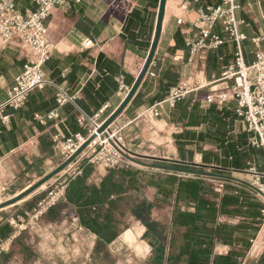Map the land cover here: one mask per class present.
I'll use <instances>...</instances> for the list:
<instances>
[{
	"label": "crops",
	"instance_id": "crops-1",
	"mask_svg": "<svg viewBox=\"0 0 264 264\" xmlns=\"http://www.w3.org/2000/svg\"><path fill=\"white\" fill-rule=\"evenodd\" d=\"M238 1L241 8L237 10L236 16L245 20L240 30L247 36L242 43L243 55L245 62L252 64L256 54L264 51V0ZM220 2L221 0L166 1L161 36L150 70L135 96L110 126V130L116 131L121 137L127 151L141 164L169 167L184 162L192 164L190 166L193 170L206 173L182 176L174 171L178 177L172 197L174 211L170 215L169 225L165 227L170 233L165 235L167 240L164 244L155 240L156 247H161L162 253L155 251L151 254L148 260L150 264H167L172 252V235L178 238L175 246L185 244V230L175 228L174 214L185 210L195 212V204H186L183 197L194 195L202 183L215 190V195H210L207 191H203L205 193L202 195L217 205V224L225 226L214 245L211 263L214 257L227 256L235 251L238 252L237 264H264V197L258 195L252 185L253 176L248 173L251 166H256L260 171L264 169V154L259 156L257 148L250 145L253 133L248 131L246 124L235 113V100L218 105L194 101L191 94L178 101L175 106L166 101L170 90L189 75V42L199 36L200 30L196 24L199 8L218 5ZM159 5L160 0H81L71 1L68 5L53 10L48 23L54 50L44 67L50 83L30 95H35L38 101V93L48 99L56 96L60 88L73 97L74 101L61 106L57 104L50 110H56L58 118L49 119L47 114L50 111L36 114L35 123L8 111L11 122L7 125L1 123L0 132L3 127L9 130L16 124L22 126L27 138L8 150L0 140V150L3 151L0 153V189L3 177L12 182L18 178L19 172L58 152L53 141L55 136L68 138L87 132L77 122V106L93 115L105 104L108 105L100 114L99 122L107 120L119 108L149 54ZM18 7L25 11L35 8V5L31 0H18ZM215 32L224 38L225 43L209 53L205 70L200 76L207 82H213V85L206 87L201 93L212 87L233 83L232 80L222 79V73L235 61L236 42L228 37L220 24L216 26ZM258 37L261 41L257 45L253 39ZM87 38L94 40L95 45L85 47ZM31 57V51L18 42L1 46L0 102L7 97L15 78ZM121 84L128 91L121 90ZM152 108L159 110V116L146 115V111ZM42 136L51 138L53 153H43ZM243 155L244 167L239 169L236 167L237 162ZM215 168L223 172L221 177L210 174ZM107 173L104 165L96 164L86 182L99 185ZM220 180L224 182L221 191L217 187ZM187 182L195 184L188 193L180 185ZM224 196L226 204L223 206ZM234 198H238V201L230 203L229 199ZM3 224V221L0 222V227ZM160 228L165 230L161 224ZM145 231L146 228L143 233ZM125 233L134 237L131 229H127ZM199 234L203 240L214 237L209 232ZM147 246L149 247L148 244ZM150 252L151 250L147 251L148 254ZM179 264H186V258Z\"/></svg>",
	"mask_w": 264,
	"mask_h": 264
},
{
	"label": "built area",
	"instance_id": "built-area-1",
	"mask_svg": "<svg viewBox=\"0 0 264 264\" xmlns=\"http://www.w3.org/2000/svg\"><path fill=\"white\" fill-rule=\"evenodd\" d=\"M35 5L33 9L21 10L18 7V0H0V48L3 45L18 42L21 46L28 48L32 57L24 64L23 71L15 78L14 85L10 88L7 97L0 102V124L7 125L11 122L10 109L18 110L25 106L29 95L43 89L48 82L45 72V64L52 57L54 43L49 29V18L56 7L68 5L71 1L81 0H31ZM241 8L238 0H221L220 4L199 8V36L196 40L189 42V56L187 64L189 75L187 79L179 82L170 90L166 101L175 106L178 101L193 94L194 101L204 103H215L223 105L230 100H235V113L242 120L249 132L253 133L250 144L253 147L264 149V51L256 54L252 64H247L244 59L242 43L247 36L241 32L240 26L245 23L244 19L236 16L237 10ZM181 22V20H180ZM220 24L228 37L236 42V58L222 73V79L232 80L231 85L223 87H212L201 93L203 89L213 85L207 82L200 74L205 70L204 66L211 50L218 49L225 43L217 32L216 26ZM261 38H254L253 42L259 44ZM95 45L94 40L87 38L85 47ZM123 91L128 88L121 84ZM58 105L74 101V98L67 95L59 88L56 95ZM108 105H104L98 112L90 115L77 106V122L87 132L77 133L68 138L55 136L53 141L58 152L67 161L81 145L100 128L103 122H99V116ZM160 112L157 108L146 111L148 117H157ZM37 117H39L37 115ZM49 119L59 117L56 110L48 112ZM92 165L102 164L106 168L128 167L132 163L129 152L123 146L121 137L116 131L110 130L108 136L98 135L86 149L71 162L66 170L64 180L59 187L52 189L45 197L38 202V207L47 211L65 200L68 183L83 174V162ZM248 173L253 176L252 185L259 196L264 197V169L258 170L251 166ZM194 175V174H191ZM218 190L224 187L223 181H218ZM38 211V213H40ZM73 218L78 221V216L73 212Z\"/></svg>",
	"mask_w": 264,
	"mask_h": 264
},
{
	"label": "rangeland",
	"instance_id": "rangeland-1",
	"mask_svg": "<svg viewBox=\"0 0 264 264\" xmlns=\"http://www.w3.org/2000/svg\"><path fill=\"white\" fill-rule=\"evenodd\" d=\"M12 85L13 83L10 84ZM129 154L133 160L130 168L125 169L130 171L126 181L131 182V187L123 195L126 202H131L127 206L128 213L123 223L127 228L122 229L113 242L98 248L97 235L83 227L79 220L75 221L73 212L65 204L57 205L56 210L51 209L52 211L38 207V202L43 197L60 186L67 166L25 199L0 209V222L13 226L15 231L13 236L0 239V264H150L148 260L151 254L155 251L162 253V248L156 247V241L149 234L148 227L134 218L129 209L137 199H149L154 204L149 220L165 228L174 211L172 197L178 179L176 174L188 176L189 173L176 171L174 174L173 169L141 164L131 152ZM86 159L85 157L84 160ZM64 162V157L56 152L19 172L18 178L12 182L3 177L0 204L37 184ZM151 163L166 165L162 162ZM143 226L146 228L145 233ZM127 229L133 231L134 237L125 233ZM169 233L165 228L164 234ZM148 250H151L150 254L147 253Z\"/></svg>",
	"mask_w": 264,
	"mask_h": 264
},
{
	"label": "trees",
	"instance_id": "trees-1",
	"mask_svg": "<svg viewBox=\"0 0 264 264\" xmlns=\"http://www.w3.org/2000/svg\"><path fill=\"white\" fill-rule=\"evenodd\" d=\"M49 93L51 94L52 92L50 91ZM38 95L40 97L39 101L35 95H30L23 108L18 110L10 109V112L19 115L20 118L24 117L26 121L35 123L36 114L43 111L48 112L57 105L56 96H50L46 99L43 94L38 93ZM26 138L27 136L22 126L16 124H13L9 130L3 127L0 132V140L7 150L18 146L19 142ZM52 145L49 136L41 137V146L44 154L53 153ZM2 152L0 150V153ZM256 152L259 156L264 154L262 148H257ZM244 157L243 155L239 158L237 168L241 169L244 167ZM190 165L192 164L183 162L182 164L164 167L187 173L206 174L202 171L193 170ZM93 167L94 165L87 163V161L83 162V174L68 183L66 198L57 205L65 204L72 212L76 213L81 225L97 235V247L100 248L101 245L113 242L120 235L121 230L127 228L123 223L124 217L128 213L127 206L131 202H126V198L123 195L131 187V182L126 181V176L130 171L125 169L130 168V166L108 168V173L99 185L87 184L86 182ZM210 174L221 177L223 172L215 168L213 173ZM180 185L186 189L187 193L195 186L193 182L181 183ZM203 191H207L206 193L210 195H215V190L212 187H205V184L202 183L198 186V190L193 193L194 195L183 197V201L186 204L190 202L195 204V212L185 210L177 211L174 214L173 224L175 228L185 230H183L185 244L181 245L180 243L175 246L178 238L174 237V235L171 236L172 252L167 264H179L184 258H186V264H237L236 257L238 252L235 251H231L227 256H216L211 263L214 245L220 239L221 230L225 226L217 224L219 208L214 202H210L203 197L202 194L205 193ZM237 201L238 198L237 200L235 198L229 199L230 203H236ZM222 203L223 206L226 204V196H224ZM57 205L51 209L56 210ZM153 206L154 204L149 199L142 198L129 210L134 218L140 220L148 227V232L154 240L164 244L166 241L164 230L160 228V225L149 220ZM14 232L13 226L5 223L0 227V239L13 236ZM201 232L212 233L214 237L203 240L199 234ZM15 237L13 238L15 239Z\"/></svg>",
	"mask_w": 264,
	"mask_h": 264
},
{
	"label": "water",
	"instance_id": "water-1",
	"mask_svg": "<svg viewBox=\"0 0 264 264\" xmlns=\"http://www.w3.org/2000/svg\"><path fill=\"white\" fill-rule=\"evenodd\" d=\"M167 0H160L159 10H158V18L156 23V30L154 39L149 51V54L146 58V61L144 63V66L136 79L135 83L133 84L132 88L130 89L128 95L126 96L123 103L119 106V108L107 119L103 122V124L100 126V128L97 130V132H94L89 138L81 145V147L76 151L75 154H73L67 161H65L63 164H61L56 170H54L52 173L45 176L42 180H40L37 184L25 189L17 196L13 197L9 201L0 204V209L19 202L20 200L25 199L28 195H30L35 189L40 187L42 184H44L46 181H48L50 178H52L54 175H57L62 170H64L71 162L75 160L85 149L86 147L98 136V135H105L108 136V132L110 131L111 124L115 121V119L122 113V111L126 108V106L129 104V102L132 100V98L135 96L137 90L139 89L142 81L148 74L151 64L154 60L160 36H161V30H162V22H163V16L165 11Z\"/></svg>",
	"mask_w": 264,
	"mask_h": 264
}]
</instances>
